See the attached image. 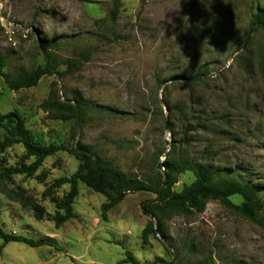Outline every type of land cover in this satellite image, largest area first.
<instances>
[{"label": "rangeland", "instance_id": "1", "mask_svg": "<svg viewBox=\"0 0 264 264\" xmlns=\"http://www.w3.org/2000/svg\"><path fill=\"white\" fill-rule=\"evenodd\" d=\"M111 2L0 0V113L18 112L38 145L90 147L131 181H154L160 163L211 166L260 187L264 219V30L248 34L264 0H121L115 22L108 18ZM44 49L55 56L57 73L36 87L10 90L5 76L17 80L45 65ZM67 61L75 62L72 71ZM200 70L206 75L192 80ZM48 98L84 106L85 123L48 120L40 109ZM23 153L20 145L8 149L6 165ZM78 164L59 152L34 177L5 183L23 190L45 216L37 221L31 207L0 193L2 230L50 238L60 251L4 245L0 238V264H120L126 251L138 264H264V223L218 201L198 210L156 209L151 217L143 208L155 206L156 197L141 191L104 211L109 196L79 183L74 217L56 229V203L69 185L52 184L71 177ZM193 180L184 172L172 190ZM231 201L239 205L242 198Z\"/></svg>", "mask_w": 264, "mask_h": 264}, {"label": "trees", "instance_id": "2", "mask_svg": "<svg viewBox=\"0 0 264 264\" xmlns=\"http://www.w3.org/2000/svg\"><path fill=\"white\" fill-rule=\"evenodd\" d=\"M88 1V0H85ZM143 2L147 0H142ZM112 9L108 13V18L115 22L118 18L121 0H112ZM264 30V11L258 10L252 16L248 28V34L251 35L257 29ZM43 54L46 60L45 65L38 66L19 76L17 80H9L8 86L12 91L21 89H30L36 87L38 82L46 76L57 73L54 65L55 56L44 49ZM85 61L90 54L87 51L83 53ZM67 71H72L76 64L73 61H67ZM4 67V60L0 56V71ZM205 72L200 70L192 80L198 81L205 76ZM174 80V79H172ZM40 109L45 113L46 118L51 121L73 122L79 126L86 121L87 109L78 102L73 104L53 103L50 98L46 99ZM0 193L8 200L15 201L22 208L31 207L33 216L40 221L45 216V211L39 205L31 203L28 196L21 189H8L5 183L12 180L14 176H24L32 178L42 166L46 158L59 152H69L77 157L79 164L76 172L69 178H59L52 184V188H60L68 184L69 190L61 201L56 203V213L53 216L54 226L59 229L64 223L74 217L73 203L78 193V184L82 183L95 193L109 196L110 201L103 205V210L107 211L112 206L120 203L129 193L148 191L155 195V206H145L143 210L151 217L156 209L169 211H187L190 209H201L209 200L218 201L229 207L242 216L257 224L264 223V219L258 216L261 201L258 197L260 187L250 186L240 183L230 176H224L216 169L208 165H195L189 163L167 162L164 163V170L158 171L154 181L144 184L123 178L118 173L109 170L95 156L88 146L73 145L68 149L64 145L50 144L48 146L38 145L25 127L24 120L16 111L5 114L0 113ZM16 145L24 149L19 161L13 165H6L4 154L6 151ZM184 172L192 173L194 180L179 192L172 190L177 183L178 176ZM240 196L242 203L235 205L231 197ZM146 230V229H145ZM150 233L154 232L153 223H148ZM0 238L4 245L8 243H22L31 248L50 247L55 251H60L50 238L32 240L23 236L6 234L0 226ZM3 247H0V253ZM138 264L130 252L126 251V258L120 262Z\"/></svg>", "mask_w": 264, "mask_h": 264}, {"label": "water", "instance_id": "3", "mask_svg": "<svg viewBox=\"0 0 264 264\" xmlns=\"http://www.w3.org/2000/svg\"><path fill=\"white\" fill-rule=\"evenodd\" d=\"M164 163H160L159 165H158V170L161 172V171H163L164 170V165H163Z\"/></svg>", "mask_w": 264, "mask_h": 264}]
</instances>
